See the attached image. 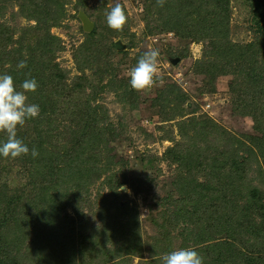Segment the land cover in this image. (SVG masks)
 <instances>
[{"label":"rangeland","instance_id":"obj_1","mask_svg":"<svg viewBox=\"0 0 264 264\" xmlns=\"http://www.w3.org/2000/svg\"><path fill=\"white\" fill-rule=\"evenodd\" d=\"M25 1L27 0H0V74L10 75L13 70L23 71L25 68H17L22 60L27 65L33 64V72L37 71L36 74L41 72L39 60H32L35 55H30L29 50L38 51L40 47L43 48L46 38L43 40L40 34L37 36L35 28L30 30L35 21L26 19L20 12L23 4L27 6L24 9L26 11L44 5ZM57 1L62 5V12L48 29L50 36L58 40L55 44L56 53L44 56L43 59L47 63L48 60L54 63L57 71L51 73L57 75L60 72L59 76H64V79L62 84L56 79L57 87L51 85L54 79L45 82L44 86H38L32 97L31 92L26 93L27 102L42 107L44 103L47 105V102H51L50 98V105L54 104L61 111L81 99V107L88 104L94 108L84 115L96 125V131L106 129L117 134L103 149L105 160L109 163L104 165L100 181L107 177L110 180L115 178L118 190L126 194L129 200L138 203L141 230L139 242L142 246L153 245L151 238L158 231L150 221L151 215L157 216L156 211L149 212L150 206L153 208L155 202H163L161 199L173 190L171 185L177 174L182 173L190 187L196 189L207 179L208 175L203 171L205 167L211 173V183L230 195L225 212H229L232 200L242 203L244 195L240 199L238 194L245 185L254 186L258 190V197L264 199V163L261 154L259 155L263 146L258 141L262 139L264 130L246 115V108L242 110L238 107L241 106L238 96L229 92L230 85L238 83V74L231 70L232 66L224 68L226 72H221V68L209 66L210 59L204 54L205 47H208V54L211 43L220 44L228 40L235 44H246L255 41L253 11L249 0H228V23L221 28H212L209 23L206 25L209 30L205 31L204 27H193L191 23L189 27L179 28L177 32H160L159 28L154 30L155 22L151 23V19L148 21L145 14V6L150 5L151 0L147 4L146 0ZM117 3L122 5L127 16L122 31L110 29L105 24L106 13ZM79 12H83L95 28L97 26L94 37L91 36L97 47L94 54L96 64L92 69H89L90 65L86 62L80 63L86 58L80 57L78 48L83 42L89 41L87 34L91 32L83 30L78 18ZM21 37L25 39L22 45L19 44ZM117 40L125 48L114 52L110 45ZM150 48L159 50L156 82L147 90L134 91L129 84L128 72ZM174 60L178 61L174 64ZM202 63L209 70L207 73H201L199 67ZM98 73L100 77H95ZM84 77H94L99 82L98 94L86 83ZM14 83L17 90H21L22 83ZM252 99L253 94L243 97V104H250L255 108V114L264 113V103L257 102L258 96L255 101ZM180 100L184 102L179 104ZM76 104L78 106V102ZM57 115L53 120L55 128L60 130L69 126L63 114ZM40 122L43 119L36 118L35 125ZM21 128L24 129V126ZM27 130L29 133L33 130L34 133L33 123H28ZM61 141L64 143L66 140ZM177 152H182V156H178L179 160L193 163L196 159L197 163L189 169H181L184 165L171 163L170 160L172 153ZM219 154L221 155L218 156ZM221 161L226 166L229 165L223 166L224 170L218 169V162ZM15 164L7 163L8 167ZM0 172L12 192L20 189L17 192L21 191L22 194L28 190L31 194V190L25 186L19 166H14L13 170L5 168V171ZM98 183L91 188L92 201L97 199ZM246 192L248 194L247 190L244 194ZM106 194L104 188L102 195ZM174 199L178 200V194ZM110 201L111 199L108 200ZM258 208L263 207L254 204L253 208L247 210L251 211V218H255L257 222L263 213L261 209L257 214ZM242 213L237 211L238 216ZM67 214L74 215L71 209L67 210ZM88 221L96 224L91 218ZM192 221L193 218L188 216L187 225ZM25 233L27 235L20 240L22 262L26 259L33 260V255L29 252L32 244L42 242L36 239L38 233L33 228L26 229ZM169 234L176 248L179 245L197 247L194 245L196 239L193 234L186 232L178 237L177 230L170 231ZM182 237L187 241L182 240ZM252 245L251 242L243 243L245 253L252 251L253 255L255 248ZM28 246L29 249L26 248ZM148 256L145 252L144 259ZM41 257H45L41 264H48L45 253ZM98 262L101 263L99 260ZM109 264H116V261ZM133 264H138L137 258L133 260Z\"/></svg>","mask_w":264,"mask_h":264},{"label":"trees","instance_id":"obj_2","mask_svg":"<svg viewBox=\"0 0 264 264\" xmlns=\"http://www.w3.org/2000/svg\"><path fill=\"white\" fill-rule=\"evenodd\" d=\"M30 1L44 5L26 11L24 9L27 6L23 4L20 12L26 19L35 21L30 30L35 28L37 36L40 34L43 40L46 38L43 48L40 47L38 51L29 50L30 55H35L32 60H39L41 72L36 74L37 71L33 72V64H29L23 71L13 70L10 75L18 83L35 78L38 86H44L45 82L54 79L51 85L57 87L56 79L62 84L64 76H59L60 72L57 75L51 73L57 71V67L50 60L47 63L43 57L56 53L55 44L58 40L50 36L48 29L58 19L62 5L57 0ZM148 2L146 0V4ZM228 5V0H164L161 7L157 0H151L150 5L145 6V14L148 21L151 19V23L155 22L154 30L159 28L160 32H177L179 28L189 27L191 23L193 27L197 25L207 31L209 29L206 25L209 23L212 28H221L228 23ZM249 5L253 11L255 41L246 44H235L228 40L220 44L211 43L208 54V47H205L204 54L210 59L209 66L221 68V72H226L223 69L232 66L231 70L238 74V83L230 85L229 92L238 96L241 105L238 107L242 110L246 108V115L264 130V113L255 114V108L242 101L243 97L253 94L252 100L255 101L258 96L257 102L264 103V0H249ZM96 31L97 26H94L92 32L87 34L89 41L83 42L78 48L80 57L86 58L80 63L86 62L90 65L89 69L96 64L94 54L97 47L95 39L91 38ZM21 38L20 45L25 40ZM110 47L115 52L113 43ZM199 69L201 73L209 71L203 63ZM94 76L100 77V73ZM84 80L96 94L100 92L99 82L94 77H84ZM31 93L32 97L34 92ZM79 100H76L78 106L76 102L61 111L54 104L50 105L51 102H47V105L44 103L36 117L43 119V122L35 125L36 118L27 119L24 129L19 126L17 128V137L28 146L29 154L15 159L0 156V171H5V168L13 170L14 166H19L25 186L31 190V194L28 190L22 194L21 191L17 192L20 189L12 192L0 172V264H41L45 261V257H41L44 253L48 264H92L99 263L98 260L101 262L99 264H109L114 260L116 264H133L135 258L138 264H161L163 254L188 248L187 245L176 248L169 234L175 230L178 237L186 232L193 234L196 239L194 245L197 246L193 249L203 257V264H264V199L258 197V190L248 184L238 194L240 199L244 195L242 203L232 200L229 212H225L230 195L211 183V173L205 167L203 171H206L207 179L196 189L190 187L182 173L177 174L171 185L174 188L161 199L163 202H155L153 208L150 206L149 212L154 210L157 213V216H150V221L158 231L151 238L153 245L142 246L139 242L141 230L138 203L129 200L126 194L118 190L115 178L110 180L107 177L100 181L103 167L109 163L105 160L103 149L117 134L106 129L96 131V125L84 115L94 108L88 104L81 107ZM179 102L182 104L184 100ZM60 114L66 117L69 126L58 130L53 120ZM28 123H33L34 133L33 130L28 132ZM6 139V134L0 133V144ZM61 139L66 141L63 143ZM258 141L263 146L259 155L264 163V134ZM33 148L38 152L35 158L31 155ZM178 156H182V152L172 153L170 160L171 163L185 166L181 169H189L197 163L196 159L193 163L184 162ZM8 162L16 164L8 167ZM218 164V169L223 170V166H229L224 161ZM97 183V199L92 201L91 188ZM104 188L106 195H102ZM246 190L248 194H244ZM176 194L177 201L174 199ZM254 204L263 207L256 210L257 214L263 210L258 222L251 218V211H247ZM68 209L73 211V216L67 214ZM237 211L243 212L242 215L238 216ZM188 216L193 221L187 225ZM88 218L95 220L96 224L91 225ZM29 228L38 233L36 239L42 242L32 244L29 252L33 260L22 262L20 240L27 235L25 231ZM181 239L185 240L183 237ZM244 242L253 244V255L252 251L245 253ZM145 252L149 255L147 259H144Z\"/></svg>","mask_w":264,"mask_h":264},{"label":"clouds","instance_id":"obj_3","mask_svg":"<svg viewBox=\"0 0 264 264\" xmlns=\"http://www.w3.org/2000/svg\"><path fill=\"white\" fill-rule=\"evenodd\" d=\"M163 6L164 0H157ZM127 22L126 13L121 4H115L106 13V24L110 29L122 31ZM159 50L150 48L138 59L129 72V84L134 91H144L156 82L159 63ZM27 67L26 61L17 64L18 69ZM38 82L35 78L26 79L17 90L14 79L9 74H0V133L6 134V141L0 144V156L18 158L29 154V148L17 137V128L23 127L27 119L40 114L38 104H29L26 93L35 92ZM33 158L38 156L35 148L31 150ZM161 264H203V257L193 248H180L161 256Z\"/></svg>","mask_w":264,"mask_h":264},{"label":"water","instance_id":"obj_4","mask_svg":"<svg viewBox=\"0 0 264 264\" xmlns=\"http://www.w3.org/2000/svg\"><path fill=\"white\" fill-rule=\"evenodd\" d=\"M78 18L82 23L83 30L85 32H92L94 28V24L89 20V18L83 12H79ZM114 47L117 51H122L125 48V46L119 40H117L114 43ZM177 61L178 60H174L173 63L175 64Z\"/></svg>","mask_w":264,"mask_h":264}]
</instances>
